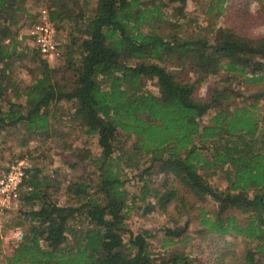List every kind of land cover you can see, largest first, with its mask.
<instances>
[{
    "label": "trees",
    "instance_id": "1",
    "mask_svg": "<svg viewBox=\"0 0 264 264\" xmlns=\"http://www.w3.org/2000/svg\"><path fill=\"white\" fill-rule=\"evenodd\" d=\"M29 2L47 9L58 30L67 26L68 37L58 41V68L35 50L37 72L21 90L9 84L7 68ZM225 2L210 0L208 11L224 15V25L183 36L188 0H96L91 7L90 0H0V133L18 137L20 147L67 141L54 112L67 102L101 149L95 155L64 142L69 178L25 167L17 212L23 236L12 242L0 228V264H264V114L254 112L264 100V30L254 32L262 21L249 13L253 3L264 11V0ZM165 25L172 27L166 34ZM151 80L157 93L147 89ZM210 80L208 95L196 97ZM234 81L252 93L232 108L227 101L241 95ZM9 89L26 103L5 102ZM125 167L141 169L139 196L126 188ZM218 172L225 189L208 181ZM139 197L146 213L168 217L161 236L129 227V201ZM209 200L215 208L208 210Z\"/></svg>",
    "mask_w": 264,
    "mask_h": 264
},
{
    "label": "rangeland",
    "instance_id": "2",
    "mask_svg": "<svg viewBox=\"0 0 264 264\" xmlns=\"http://www.w3.org/2000/svg\"><path fill=\"white\" fill-rule=\"evenodd\" d=\"M234 0H226L225 6L228 7ZM96 3V0H90L89 6H93ZM195 3V4H194ZM44 7L36 5L34 2L28 3V9L31 11V15L27 20L23 19L20 23L22 26L18 35V54L16 56L15 61L9 62L10 65L7 68L8 72V82L12 84L14 82L17 83V88L24 89L27 84L32 82V74H30L31 70H35L37 72V63L34 61V55L36 54L35 50H37V46L35 41L27 34L29 28L32 26L33 22L38 19L40 20V12ZM210 8V0H188L186 7V17L181 18V22L183 24L182 31L180 32L183 36L195 35L198 30L203 29V32H206L207 27L210 24H214L217 26L224 25L226 22V17L224 15H219L218 10L214 12L208 13ZM258 3H253L250 5L249 13H253V20L262 21V24H256L255 28H253L254 32H261L264 30V11L257 10ZM196 11V13H195ZM258 11V12H257ZM256 13V14H254ZM173 14V13H172ZM171 16L170 12H168L167 17ZM194 19V20H193ZM55 23V22H54ZM56 24V23H55ZM58 28V27H57ZM172 27L169 28V25L163 26L164 33H169ZM68 37V27H62L58 30V41L62 45L64 41H66ZM60 45V47H61ZM61 62V58L50 59L48 63L52 67L59 66ZM58 68V67H57ZM210 80L208 83L203 84L196 91V97H206L208 95L209 90L211 89ZM7 84V83H6ZM8 85V84H7ZM232 88L236 91L241 90L240 96H234L233 99L228 100V104H231V107L235 106H243V101L247 99V97L252 93V90L246 89L243 85L238 86V82L234 81L230 84ZM147 89L152 92H158V88L154 86V81H149L147 85ZM6 101L8 103L9 100L12 102H16L17 104H25L26 97L18 96L15 90L9 89L5 92ZM251 100L250 102H252ZM71 104L64 102L59 103V106L54 109L56 116L58 118V122L55 124L58 132H66L67 135L63 137V139L67 141L48 139L45 140L43 138L34 139L28 147H20L16 145L18 137H14V135L8 134L6 131L4 133H0V177L8 170L10 165L17 160L25 159L26 166L29 167H40L44 169L43 174L49 176L52 173L53 169H58V173L56 176H66L70 177L71 169L68 165L61 163L63 152L64 142H68L70 144H74L75 146L82 144L84 148H88L92 151L93 154L98 155L100 153V148L97 145L96 137H90L86 134H83V127L79 122H76L72 119V110ZM254 112L260 113V115L264 114V100H260L256 104V108H254ZM208 119V116L206 117ZM73 120V121H72ZM21 136V135H19ZM85 140L88 141L85 144ZM36 148V149H35ZM146 159H140L143 163L141 165L144 168L146 165L144 163ZM149 164V163H148ZM46 166V167H45ZM125 175L126 179V188L129 190L131 195L136 196L140 195V188L142 186V182L140 180V172L141 169L134 167H125ZM76 174L79 171L75 172ZM209 183L219 189H225L227 187V180L225 175L222 172H218L217 174L208 177ZM21 192V190H20ZM59 195V200L61 204H66L69 200L66 195L63 193L57 194ZM20 197V195H19ZM131 204V212L128 216L127 222L130 228L134 231H137L139 228H148L155 230L160 236L163 232V227L168 222V217L166 215L161 214L158 211H152L146 213V203L143 202L140 197L135 200V203ZM206 207L209 209L215 208L213 202L209 200L206 204ZM21 207L20 199L17 204L8 211L4 212L1 217L0 228H2L4 236L7 235L8 239L16 240L17 232L22 231L18 224L17 212ZM197 229V223H193L190 230L191 233L195 232ZM191 239V238H190ZM194 239V238H193ZM162 239L155 238L151 240L153 242V248L161 250ZM195 244H198L195 241Z\"/></svg>",
    "mask_w": 264,
    "mask_h": 264
},
{
    "label": "built area",
    "instance_id": "3",
    "mask_svg": "<svg viewBox=\"0 0 264 264\" xmlns=\"http://www.w3.org/2000/svg\"><path fill=\"white\" fill-rule=\"evenodd\" d=\"M40 13V20L29 28L27 34L35 41L43 58L54 59L59 56L58 28L47 9H42ZM25 162V159L14 161L0 177V213L12 209L19 201L26 177ZM22 236V231L17 232L16 240H21Z\"/></svg>",
    "mask_w": 264,
    "mask_h": 264
},
{
    "label": "crops",
    "instance_id": "4",
    "mask_svg": "<svg viewBox=\"0 0 264 264\" xmlns=\"http://www.w3.org/2000/svg\"><path fill=\"white\" fill-rule=\"evenodd\" d=\"M15 241V240H14ZM13 242V241H12ZM12 252V245H7L6 247H4V254L5 255H10Z\"/></svg>",
    "mask_w": 264,
    "mask_h": 264
}]
</instances>
